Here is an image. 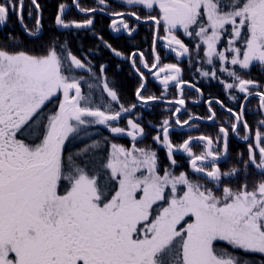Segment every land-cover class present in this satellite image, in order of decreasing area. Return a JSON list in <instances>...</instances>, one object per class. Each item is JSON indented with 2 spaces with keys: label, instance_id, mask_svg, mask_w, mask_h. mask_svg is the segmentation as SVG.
Wrapping results in <instances>:
<instances>
[{
  "label": "snow or ice",
  "instance_id": "1",
  "mask_svg": "<svg viewBox=\"0 0 264 264\" xmlns=\"http://www.w3.org/2000/svg\"><path fill=\"white\" fill-rule=\"evenodd\" d=\"M24 10L0 0V264H264V0H59L47 36Z\"/></svg>",
  "mask_w": 264,
  "mask_h": 264
},
{
  "label": "trees",
  "instance_id": "2",
  "mask_svg": "<svg viewBox=\"0 0 264 264\" xmlns=\"http://www.w3.org/2000/svg\"><path fill=\"white\" fill-rule=\"evenodd\" d=\"M58 2H59V0H39V3H41L44 6V13H43V15H44V18H45L44 19L45 36H47V34H48L47 30L50 27V18L53 16V14H54V12L56 10V6H57ZM83 2L84 3H90V0H83ZM28 4H29V0H25L24 16H25L26 23H28L31 26V25L34 24V20H28V18H27V6H28ZM77 18H79V17H77ZM9 28L12 31H14V32H17V33H20L21 35H23V31L21 30V28L19 26V23L17 22V17L15 15H12L11 18H10ZM3 35H4V33L3 32H0V38H2ZM105 35L107 36L108 33L106 32ZM147 39L148 38H144L142 41H140V39H139V40H137V43H139L141 45H143V44H146L147 45L149 43V41L148 42H145V41H147ZM112 42L114 44H116L117 46H121L123 44V42L120 41L119 38H117V37H113L112 38ZM83 43H84L85 47H87L89 44L92 43V40L88 36H84L83 37ZM76 45H77V42L74 41V47ZM107 55L108 54L105 53V56L106 57H107ZM187 66H188V64L186 65V61L183 62V67H185V69H186L185 79H189V75H190V73L187 70ZM197 81H198V77H197ZM197 81H193V82H197ZM123 82H124V84L127 87H131V85L129 84V80L128 79H124ZM132 83H134V81H132ZM198 86H201V85L198 84ZM202 90L205 92V94H207L208 91H209V86H207V85L202 86ZM211 90L212 91H217V92H220L221 91L218 87L215 86L214 83H213V86L211 87ZM149 91L150 92L151 91H156V88L150 87L149 88ZM192 99H193V97H188L187 102H188L189 105H191ZM221 99H224V98H221ZM249 107L250 108H254L255 107V101L253 102L252 105H249ZM193 110L196 111L198 114H204V111H205V109H204L203 106H201L199 108H195ZM148 118H150V119H152V118L159 119L160 117H151L150 116ZM249 119L251 120L253 118L252 117H249ZM173 138L176 139L177 141L179 140V138L176 137V136H174ZM122 142L127 143V140L125 139ZM160 155H161L162 158H164L166 156V154H165L164 151H160Z\"/></svg>",
  "mask_w": 264,
  "mask_h": 264
},
{
  "label": "flooded vegetation",
  "instance_id": "3",
  "mask_svg": "<svg viewBox=\"0 0 264 264\" xmlns=\"http://www.w3.org/2000/svg\"><path fill=\"white\" fill-rule=\"evenodd\" d=\"M112 36L113 37H117V36H114L113 34H112ZM118 38V37H117ZM144 38H148L147 39V42L149 41V43H150V35H149V30L146 28V27H142L141 29H140V37L138 38V40L140 39V41H142ZM143 44L142 46H143V48H145V49H149L150 48V44ZM186 61V65L188 64V62H187V60L185 59L184 60V62ZM165 62H174L171 58H169V59H167V60H165ZM185 68V67H184ZM187 70H188V66H187ZM185 72H186V69H185ZM188 72L190 73V75H189V79L194 75V69L193 70H191V71H189L188 70ZM252 76L253 77H259V73H258V71L256 70V69H253L252 70ZM197 77H198V75H197ZM153 83H156V82H153ZM214 84H215V82H213ZM215 92H217V91H215ZM217 93H220V92H217ZM205 95H207V94H205ZM220 98H224L223 97V95H222V93H221V95H220Z\"/></svg>",
  "mask_w": 264,
  "mask_h": 264
}]
</instances>
